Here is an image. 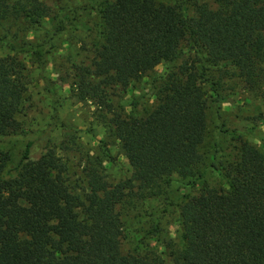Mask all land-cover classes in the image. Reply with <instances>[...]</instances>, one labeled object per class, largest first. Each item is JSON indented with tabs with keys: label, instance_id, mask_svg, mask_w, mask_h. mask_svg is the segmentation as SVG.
I'll list each match as a JSON object with an SVG mask.
<instances>
[{
	"label": "trees",
	"instance_id": "1",
	"mask_svg": "<svg viewBox=\"0 0 264 264\" xmlns=\"http://www.w3.org/2000/svg\"><path fill=\"white\" fill-rule=\"evenodd\" d=\"M189 2L94 4L91 63L72 64V89L79 102L111 114L100 117L131 176L107 182L103 163L112 155L102 144L78 158L80 195L56 144L32 158L41 132L32 134L17 163L0 152V264H167L153 243L164 247L169 264H264V140L252 130L226 129L222 144L233 145L225 153L219 140L209 144L207 126L208 102H224L226 80L253 93L264 86V0H214L216 9ZM52 14L45 0H0V47L28 46L30 40L18 44L17 33L39 31L48 36V55L67 20L50 29ZM158 66L165 73L152 110L145 117L115 112L108 90L127 88ZM26 79L16 59L0 57V136L21 129ZM207 165L226 187L203 186L180 206L161 202L174 182L202 183ZM171 206H179L178 242L161 222ZM138 207L144 235L125 254L123 215Z\"/></svg>",
	"mask_w": 264,
	"mask_h": 264
},
{
	"label": "rangeland",
	"instance_id": "2",
	"mask_svg": "<svg viewBox=\"0 0 264 264\" xmlns=\"http://www.w3.org/2000/svg\"><path fill=\"white\" fill-rule=\"evenodd\" d=\"M98 1L100 0H45V4L52 8L54 16L53 20L49 21L50 29L61 25L60 19L67 18L63 22L65 29L63 34L53 42L55 49L48 55H44L49 47L46 43L48 36L40 34L39 31L17 33L18 44L22 46L23 42L30 40L31 43L28 46L17 50H12L6 45L0 47V57L16 59L24 68L29 96L24 114L20 117V131L9 136H0V152L10 154L13 163H17L26 142L32 139V134L41 132L33 146L32 158L39 157L47 147L51 148L56 144L58 156L67 163L69 168V182L76 186L75 192L80 195L83 185L75 181L80 178L79 173L83 165L78 158L94 153L102 144L107 145L112 155L111 161L103 163L107 182L113 185L131 176L127 160L120 152L117 142L109 135L107 124L100 117L101 114H106L108 119L112 117L111 114L107 113L106 108H99L94 102H79L72 89L74 81L72 64L87 66L91 63L93 51L90 40L96 22L97 8L95 6ZM164 1L173 5L176 3V0ZM189 1V3L195 1L206 3L212 9L217 7L214 0ZM71 8L75 12L74 15ZM164 73V66H158L127 88L117 86L109 89L108 100L113 110L122 115L133 114L145 117L155 105L154 94ZM225 82L226 90L222 92L225 97L224 102L218 107L208 102L207 126L209 144L212 145L219 140L224 152L229 153L233 143L222 144L224 135L221 131L223 130H252L257 138L264 140V124L260 125V121L264 120V86L259 93H253L243 89L242 83L237 80ZM204 89L209 88L205 85ZM259 139L248 137L249 141L260 145ZM203 186L216 189L226 187L207 165V174L202 183L190 187L174 182L165 190L166 197L161 198V202L165 205L167 202L165 200H168L175 205H181L184 196L197 195ZM179 206H171L161 216L162 226L168 230V237L175 242L179 241L180 231L177 226ZM142 211L143 207L142 209L129 208L123 215L124 237L121 239V249L125 254L130 253L136 247L139 238L144 235V223H138ZM152 245H154L152 248L156 249L169 264L164 247L161 244L153 243Z\"/></svg>",
	"mask_w": 264,
	"mask_h": 264
}]
</instances>
